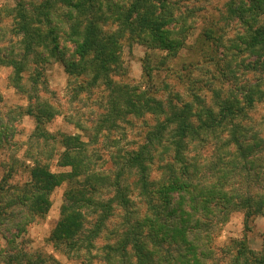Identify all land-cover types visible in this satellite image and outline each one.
Here are the masks:
<instances>
[{"label":"trees","instance_id":"obj_1","mask_svg":"<svg viewBox=\"0 0 264 264\" xmlns=\"http://www.w3.org/2000/svg\"><path fill=\"white\" fill-rule=\"evenodd\" d=\"M11 1L15 3L8 30L12 38L0 31V66L11 69L9 81L19 90L29 67L33 69L27 75L31 89L24 91L29 106L0 115V150L15 146L13 123L19 111L35 126L23 155L32 164L24 170L27 180L20 186L10 185L8 173L0 184L2 238L6 233H25L35 220L44 218L51 194L65 184L59 220L49 242L70 261L264 264V244L255 252L244 239L227 251L224 261H219L214 247L215 238L234 214L243 215L245 232L257 217L264 218V131L260 130L264 116L257 120L249 116L256 103H264V78L241 83L248 72L264 73V0H227L224 13L218 20L210 17L192 42L190 49H198L217 73L213 78L219 86L207 89L212 94L209 105L205 96L197 95L205 92L200 79L187 87L192 99L175 93L171 97L176 103L170 99L164 104L158 98L154 71L164 64L163 57L156 59L154 67L152 54L143 60L147 89L127 87L116 78L123 71L124 46L138 45L176 59L188 48L197 18L204 17L213 1ZM224 36H229L225 45L220 41ZM52 62L60 64L69 81L78 86L76 97L100 88L106 92L105 113L99 115L96 126L76 125L87 142L80 141V134L61 137L57 167L65 170L60 173H52L50 163H41L42 157L32 149L35 140L51 141L43 124L53 113L40 99L37 86L40 70ZM197 67L200 63H191L179 73L191 77ZM134 119L151 124L143 132L142 143L114 162L120 166L113 173L97 167L94 151L88 147L100 137L108 138L107 131ZM50 152L46 149L42 156L48 160ZM155 164H161V174L151 180ZM132 177L137 195L126 183ZM44 262L41 256L33 261L17 250L6 264Z\"/></svg>","mask_w":264,"mask_h":264},{"label":"rangeland","instance_id":"obj_2","mask_svg":"<svg viewBox=\"0 0 264 264\" xmlns=\"http://www.w3.org/2000/svg\"><path fill=\"white\" fill-rule=\"evenodd\" d=\"M23 1L28 3H39L42 0ZM211 1H213V5L212 7L209 5L210 7L204 17L200 15L197 18V26L191 34L188 48L183 50L176 59H167L165 58L166 54H161L159 52H147L143 47L138 45L132 47L124 46L120 53L123 71L118 72L119 77L116 78L118 83L125 84L127 87L131 88L142 86L143 89H147L145 85H143L144 80L142 79L143 60L147 54L148 56L152 54L154 57V61H152L153 67L156 65V59L159 58L160 60L161 57H163L165 61L163 65L157 66L156 69L158 70L154 71V82L158 89L157 96L164 104L170 99L173 103H176V99L171 97L175 93H179V95L187 99H192L190 94H188L190 92L187 91V87L190 82L195 79H200L202 85H205V92L198 91L197 95L205 96L206 105H209L212 94L207 92V89H209V87L219 86L218 81L214 80L216 78H213V75H217V73L215 68L207 63L208 58L205 60L198 55V53H200L198 49L194 50L190 48L193 46L192 42L199 38L202 29L207 26L209 18L211 17L212 19L218 20L219 14L224 13V6L227 0ZM14 6L15 3L11 0H0V31L2 34L10 35L8 30L11 29L10 25L13 20L10 11ZM227 31L228 30L225 29L223 33L225 34ZM10 37L12 38L11 35ZM228 38L229 36H224V38L220 40L221 44L225 45ZM191 52H194V56L189 55ZM191 63H200V67L193 70L191 77L187 75V72L185 75L179 73L182 68ZM32 69L33 67H29V71H27L25 77H23V86L19 90L17 87H13L9 81V77L12 73L11 69L0 66V94L2 97L0 102V115L9 113L10 109H25L29 106L27 101L28 96L24 91L31 89L27 77L31 74ZM208 70L210 72H207ZM240 71L243 70L240 69ZM40 74V83L37 86L41 91L40 94H42L40 99L51 107L50 111L53 113L52 119L43 124V128L51 135V141L47 140L42 142L41 140H35L32 149L39 154L38 156L42 157L41 163H50V170L52 173H60L65 170L57 167L59 155L62 153L59 144L61 137L63 135H81V132L76 129V125L82 127L93 125V127H95L99 120V115L105 113V108L102 106L105 103L106 92L100 88L87 93L79 92L78 97H76L75 89L78 86L75 85L73 81H69L64 68L58 63L52 62L43 66L40 70ZM259 78H264V73L258 74L248 72L244 75L241 83H253ZM224 88H227V84L224 85ZM44 91L46 92L43 95L42 92ZM254 106V110L249 113V116L257 120L261 114H263L262 117L264 116V103H256ZM22 114L23 111H19L15 116L17 122L13 123L15 135L13 142L15 146L10 144L7 148L0 150V184L3 178L10 173L12 178L8 180V183L10 185H22L28 178V174L24 171L25 167L32 166L31 163L26 161L23 155L26 149L25 144L31 137L35 125L30 117ZM149 122L153 123V120L150 119ZM145 123L146 122H143L142 119H134L129 125L121 123L118 130L107 131L108 138L101 139L100 137L97 144L90 145L88 148L94 151L93 161L97 167H101V169L113 173V171L120 166H116L114 162H118L120 157L124 155V152L135 149L137 145L142 143L144 137L143 132L147 131L151 125ZM263 129L262 127L260 130L264 131ZM262 135L264 137V132ZM113 140L116 142L112 144ZM80 141L86 143L87 139H85V137L83 138L81 135ZM46 149L51 151L50 154L47 155L48 160L42 156ZM114 151H118L116 156L112 154ZM260 159L261 158H259V160ZM160 165L155 164L151 167V180L159 179L161 171L158 167ZM132 180L133 177L126 183L130 185L129 189L134 191L135 195H137L138 191L131 185ZM66 189L67 185L63 184L61 187L54 190L50 197L51 207L48 214L42 219L35 220L27 227L25 233L18 236L13 235L16 234L15 232L6 233L5 239H3L0 234V264H6L9 257L17 250H20L23 254L29 255V258L33 261H36L41 256L45 261L44 264H80L78 261H70L61 253L56 252L49 242L51 232L54 230L59 220V212ZM136 202L139 204L140 200ZM242 221L243 215L241 213L234 214L229 223L222 228L215 238L214 247L216 248L219 261L226 260L225 254L227 251L230 252V249H232L237 242L244 239L247 241L251 250L255 252L262 250L264 244V218L257 217L251 224V228L248 232L243 230ZM105 238H107V236H105ZM224 249H226L225 252ZM231 255H234V253H231Z\"/></svg>","mask_w":264,"mask_h":264}]
</instances>
